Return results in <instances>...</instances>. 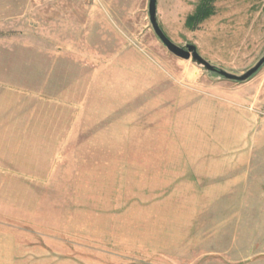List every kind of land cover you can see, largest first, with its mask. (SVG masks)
Listing matches in <instances>:
<instances>
[{"label": "rangeland", "instance_id": "obj_1", "mask_svg": "<svg viewBox=\"0 0 264 264\" xmlns=\"http://www.w3.org/2000/svg\"><path fill=\"white\" fill-rule=\"evenodd\" d=\"M157 0L240 74L264 0ZM148 0H0V264H264V65L166 50Z\"/></svg>", "mask_w": 264, "mask_h": 264}, {"label": "water", "instance_id": "obj_2", "mask_svg": "<svg viewBox=\"0 0 264 264\" xmlns=\"http://www.w3.org/2000/svg\"><path fill=\"white\" fill-rule=\"evenodd\" d=\"M157 0H148V18L151 28L161 42L166 47V50L178 59L190 61L192 64L203 69L207 73H215L218 79H224L232 82L243 83L249 80L254 74L264 65V54L258 59V61L249 69L240 74H234L224 69L218 68L211 64L206 59L201 57L197 52L195 45L186 44L185 46H177L172 40H170L162 28L160 27L157 19L156 11Z\"/></svg>", "mask_w": 264, "mask_h": 264}, {"label": "trees", "instance_id": "obj_3", "mask_svg": "<svg viewBox=\"0 0 264 264\" xmlns=\"http://www.w3.org/2000/svg\"><path fill=\"white\" fill-rule=\"evenodd\" d=\"M215 0H200L193 13L186 17V25L195 28L214 14Z\"/></svg>", "mask_w": 264, "mask_h": 264}]
</instances>
